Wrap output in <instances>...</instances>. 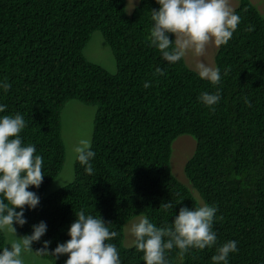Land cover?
Returning <instances> with one entry per match:
<instances>
[{
  "label": "trees",
  "instance_id": "obj_1",
  "mask_svg": "<svg viewBox=\"0 0 264 264\" xmlns=\"http://www.w3.org/2000/svg\"><path fill=\"white\" fill-rule=\"evenodd\" d=\"M156 0H139L131 13L126 0H0V89L4 114L21 113V135L44 157V179L27 222L15 225L31 234L32 225H48L33 252L64 264L49 251L70 239L75 211L101 216L118 233L122 264H144L143 253L124 246V225L144 214L157 226L170 225L183 206L218 207L214 230L218 244L238 242L229 264H264V16L251 0L234 10L241 21L232 38L217 48L214 62L221 82L201 79L183 59L169 64L150 43ZM251 28V30H249ZM99 31L110 47L116 72L89 61L84 49ZM174 39V34H169ZM162 69L163 75L156 71ZM226 73V74H225ZM145 81L151 86L144 87ZM221 91L214 111L202 92ZM96 106L91 134L94 172L75 157L73 180L47 194L66 155L61 115L66 103ZM195 140L177 178L171 171L172 142L179 135ZM173 207L165 212L162 204ZM19 210V209H17ZM6 237L0 232V248ZM215 247L167 252L169 264H212Z\"/></svg>",
  "mask_w": 264,
  "mask_h": 264
},
{
  "label": "clouds",
  "instance_id": "obj_2",
  "mask_svg": "<svg viewBox=\"0 0 264 264\" xmlns=\"http://www.w3.org/2000/svg\"><path fill=\"white\" fill-rule=\"evenodd\" d=\"M158 9H152L154 24L150 32V43L159 50L160 58L175 64L191 50L197 56H203L208 44L219 47L225 45L236 31L241 17L231 6L230 0H156ZM251 30V28L249 29ZM174 34V39L169 34ZM201 79L213 85L221 82L219 67L204 62L196 65ZM161 75L163 71L156 69ZM226 74V73H225ZM151 86L145 81L144 87ZM11 84L0 81V89L7 92ZM199 100L211 110L221 100V91L202 92ZM7 105L0 103V113ZM27 127L24 116L17 112L0 115V232L10 237L8 245L0 248V264H25L24 253L31 252L32 243L41 241L48 225L45 221L32 225L31 234L17 236L15 225L23 226L27 219L26 208L38 207L40 196L29 190L30 186L39 188L44 179V157L37 153L35 144L24 143L21 135ZM78 162L85 166V172H94L91 161L96 152L90 139H81L73 148ZM61 186L66 182L59 180ZM171 202L162 204L165 212L172 208ZM19 209V210H17ZM218 207L202 203L197 207L183 206L179 209L170 225L157 226L148 216L139 217L131 223L129 232L134 237L132 244L143 253L144 264H169L167 252L177 248L187 252L191 248L205 249L215 247L211 256L212 264H229L231 253L238 252V242L227 240L218 244V235L214 230L215 221L221 219L216 214ZM76 219L68 228L70 239L57 243L49 251L51 240H44V247L37 250L48 252L58 259L67 254L64 264H122L115 243H111L118 233L109 228L100 215L95 216L81 208L75 211Z\"/></svg>",
  "mask_w": 264,
  "mask_h": 264
},
{
  "label": "rangeland",
  "instance_id": "obj_3",
  "mask_svg": "<svg viewBox=\"0 0 264 264\" xmlns=\"http://www.w3.org/2000/svg\"><path fill=\"white\" fill-rule=\"evenodd\" d=\"M139 0H126V10L128 13H131L134 6L138 3ZM251 2L258 8L260 13L264 16V0H251ZM231 6L236 8L239 4V0H230ZM217 46L214 43H209L207 49L203 56H197L194 52L189 50L184 56L186 64L196 70V65L199 62H204L215 67L214 57L217 51ZM85 57L94 63H97L104 67L111 73L116 72V62L113 56V53L110 47L104 41L102 34L99 31H95L90 40L88 41L84 49ZM96 112V106L86 105L81 103L78 100H70L66 103L62 115V137L66 146V155L63 168L57 178L51 183L47 188V194L52 193L55 189L61 187L59 180L62 182L69 183L73 180L74 177V160L76 154L73 151L74 146L81 139H90L92 134L93 119ZM195 140L186 134L179 135L172 142V154L170 159L171 172L179 179L183 178L182 168L183 164L190 156L195 148ZM180 180V179H179ZM145 216L144 214L135 216L131 218L124 225V246H132V241L134 237L129 232L131 223L136 221L139 217ZM6 237L5 245H8L10 239L9 234L4 232ZM17 236H23L17 231ZM25 264H51L50 260L46 258L39 257L33 251L25 252L24 254Z\"/></svg>",
  "mask_w": 264,
  "mask_h": 264
}]
</instances>
